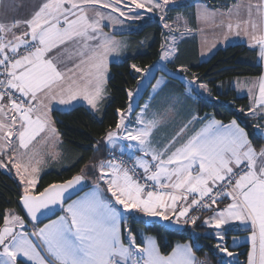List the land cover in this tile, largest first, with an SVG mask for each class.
I'll use <instances>...</instances> for the list:
<instances>
[{"label":"snow or ice","instance_id":"obj_1","mask_svg":"<svg viewBox=\"0 0 264 264\" xmlns=\"http://www.w3.org/2000/svg\"><path fill=\"white\" fill-rule=\"evenodd\" d=\"M179 6L177 0H36L28 18L0 23V171L14 174L19 189L18 207L0 212V264H204L195 259L198 238L169 245L133 227L157 219L169 228L216 230L215 247L228 257L234 253L221 230L238 221L251 245L244 264H264V146L257 149L248 131L264 139V72L252 81L258 95L249 89L253 125L196 113L191 102L211 95L198 77L183 93H167L163 112L153 103L166 86L161 77L149 102L135 105L141 107L135 122L131 101L140 89L128 90L127 114L117 108L119 118L97 142L107 147L108 158L40 185L44 161L32 146L42 134L56 133L53 106L83 100L101 112L109 58L127 47L116 31L156 14L165 21ZM240 7L198 5L195 18L219 28L223 42L243 37L264 66V0H247V20L233 23ZM175 56L174 47L161 45L160 61ZM169 114L178 122L161 135Z\"/></svg>","mask_w":264,"mask_h":264},{"label":"trees","instance_id":"obj_2","mask_svg":"<svg viewBox=\"0 0 264 264\" xmlns=\"http://www.w3.org/2000/svg\"><path fill=\"white\" fill-rule=\"evenodd\" d=\"M196 1V0H195ZM194 1V2H195ZM208 6L227 9L237 0H200ZM194 2L185 1L179 7L172 10L178 11L183 5H188L191 25L196 29V13ZM130 30L123 35L127 41L128 49L122 61L110 63V74L107 84L106 101L101 112H93L85 105H77L68 110H54L53 116L56 127L65 144L67 164L53 167L44 171L40 177V185L47 186L49 183L62 182L80 172L85 165L100 159L108 158L107 147L99 148L97 142L101 140L104 130L114 126L119 118L116 109L125 110L129 105L127 91L134 88L142 76L136 73L132 64L146 69L159 59L161 45L167 37V31L157 17H151L143 21L130 22ZM185 65L188 71L184 72L189 79L199 78L198 82H205L211 88L212 96L201 95L193 101L194 110L199 115H214L216 119L228 122L233 118L245 121L249 125L257 123V120L247 112L251 105L246 95H240L232 87L231 82L236 77L260 76L263 66L256 57L255 50L250 49L245 43H231L218 48L209 59L200 60L199 44L196 33L186 38L178 52L174 62L170 66L177 68ZM175 80V90L183 93L185 82L178 76H170ZM149 94V89L145 97ZM145 100V99H144ZM142 100V102L144 101ZM244 108L245 112L238 110ZM252 132L254 145L259 149L264 146V139L259 133ZM17 180L13 175L0 171V212L6 208H17L16 204ZM201 216V215H200ZM131 223V221H130ZM198 225L200 222H197ZM134 229L141 233L153 234L160 243L175 245L178 242H187L197 239L199 247L195 251L199 256L212 259L217 257L218 250L216 237L210 228L203 226L193 227L188 225L183 228H169L164 223L155 220L149 221L148 225L142 223L133 224ZM233 230H228V234ZM239 261L236 264H244L247 256V247L239 248ZM218 263V260H215Z\"/></svg>","mask_w":264,"mask_h":264},{"label":"crops","instance_id":"obj_3","mask_svg":"<svg viewBox=\"0 0 264 264\" xmlns=\"http://www.w3.org/2000/svg\"><path fill=\"white\" fill-rule=\"evenodd\" d=\"M196 2H201L206 4L203 1L200 0H196L194 2V4ZM236 3H240L241 7L239 9V12L237 13L236 11L233 12V23H235L237 20H247V10H246V4H247V0H237L236 2H234L232 5L236 4ZM207 5V4H206ZM231 5V6H232ZM36 6V0H0V23H10L13 20H23L28 18L31 13L33 12L34 8ZM222 11L226 10V9H221ZM197 12V6L195 5V13ZM257 22H259L257 20ZM208 24V23H207ZM206 25V23H205ZM211 25V24H208ZM243 27V25H242ZM217 31H220V29H218ZM211 31H208L207 34H209V37L211 39H220L221 33L217 34L214 32V35H212V32L210 34ZM196 35H197V39H198V44H199V56H200V60H206L208 59L218 48L223 47V46H219L220 44H216L217 45V49L214 50L212 47V51L209 53V50L211 48L210 45H208L207 41H206V35L204 36V32H203V26H200V21L196 20ZM117 35V33H116ZM204 38V39H203ZM231 43H245V39L243 37H232L228 42ZM228 43V44H231ZM226 44V45H228ZM246 44V43H245ZM224 45V46H226ZM212 46H213V42H212ZM208 53V56H205V54ZM208 57V58H206ZM263 72H264V66H263ZM159 77V76H157ZM156 77V78H157ZM181 79L182 75L179 76ZM259 76H242V77H236L232 80L231 85L232 87L236 90V92L240 95H246L249 97L250 102L252 104V96L249 93V89L253 88V91L256 95H258V86L254 87L252 84V81H254L256 78H258ZM166 81V86L164 88V92L160 93V95L156 98V100L153 102L154 103V107L163 112L164 109L167 107L166 104L161 103L162 98L170 92H176L179 93L175 90V83L172 79H165ZM184 81V80H183ZM155 80L153 81V83L150 85L149 87V94L146 96L145 100L139 105V106H143L146 103L149 102V98L152 96L151 90L150 88L152 87V85L154 84ZM236 82H239L236 85ZM175 87V88H174ZM186 88V87H185ZM185 91V89H184ZM212 96V95H211ZM206 97H210V96H206ZM194 101V100H193ZM193 101L191 102L192 107L194 109V104ZM77 105H85L86 107L89 108V106L87 105L86 101L83 100H77L73 102V105L70 108H62L58 105H54L53 106V111L58 109V110H68L71 109ZM138 107V108H141ZM90 109V108H89ZM53 111L51 113V117L53 119V121L55 122L54 116H53ZM195 111V110H194ZM169 123L167 124L166 127L161 129V135L163 134H170L172 129L176 126V123L178 122L179 118H174L171 116V114H169ZM131 119H133L131 117ZM227 123V122H225ZM54 127L57 130L56 127V122L54 123ZM105 146V145H104ZM33 150L38 152L40 157L43 159V164L41 165V172L40 175L48 170L51 169L53 167H58V166H64L67 164V153L65 151V144L64 141L62 139V137L60 136V133L58 132V130L56 131V133H51L48 132L46 134H42L41 138H38V140L36 142H34V145L32 146ZM106 147V146H105ZM58 150L61 152L59 157H56V155H54V151ZM109 155V153H108ZM101 160H105V159H100V160H96L91 162V164H95L98 163ZM90 164V163H89ZM94 177V172L89 170L88 172V180H89V187H91L92 184V178ZM88 189L86 188L84 191H87ZM82 194V193H81ZM211 215L210 212H204L201 214L202 217H207ZM158 220V219H157ZM159 221V220H158ZM161 222V221H160ZM165 225H167L166 222H162ZM168 226V225H167ZM243 226L239 225L238 221H233L230 225H226L225 228L221 231H223L226 235L228 234V230L232 229L233 231L231 233H229L230 236L227 237L228 242H227V246L229 250L232 251H237L238 255H239V248H243V247H247V252L250 248V239H249V234L246 231L241 230ZM211 229V228H210ZM215 231L214 229H211V233L215 236ZM144 234V233H143ZM146 234V233H145ZM235 238V239H234ZM239 261L236 260L235 264Z\"/></svg>","mask_w":264,"mask_h":264},{"label":"rangeland","instance_id":"obj_4","mask_svg":"<svg viewBox=\"0 0 264 264\" xmlns=\"http://www.w3.org/2000/svg\"><path fill=\"white\" fill-rule=\"evenodd\" d=\"M185 1H187V0H177V3L180 4V3H184ZM194 1L195 0H188V2H190V5ZM195 5L196 6H198V5L199 6H203V5H206V4L201 3V2H196ZM182 7L183 8H181L178 11H173L172 10L175 7L171 8L168 11V13H167L165 21H161L159 19V14L151 16V17H157L159 19L160 23L162 24V26L164 25V23H167L170 26L169 28H165L163 26L164 30L167 31V37H166V40L164 41L163 45L174 47L176 49V56L172 59L171 62L175 61V58L178 55L179 49H180L183 41L186 38L192 36V34H194L196 32V29L190 23V19H189V15H188L189 11L187 10V9H189L188 5H183ZM219 19H220V17H217V20H219ZM129 24H130V22H129ZM201 25L203 26L204 36L206 35V41H207L208 45L211 46V48L209 50V53L212 51V47H213L212 46V42H213V44H215V47H213L214 50H216L219 46H224V45H226L228 43H231V41L230 42H223L222 39H217V38L216 39H214V38L211 39L209 37V34H207L208 31H211L212 35H214V32L217 33V34H220L221 30L217 31L219 28H216L214 25H208L207 23L205 25V23L200 22V26ZM188 29H190L191 31H188ZM128 30H130V25L125 30H117L116 33H124V32H126ZM105 32H108L109 34H112L111 30L108 29V28L105 29ZM211 32H210V34H211ZM116 33H115V38L116 39L125 41V38H123L124 37L123 35H116ZM216 44H220V45H218V47H217ZM128 46L129 45L127 44L126 49H124L119 56H112V57L109 58V71H108L107 84H108L109 74H110V63L111 62H116V61H122L124 59V55L127 53ZM205 56L209 57L210 55H208V53H206ZM208 57H206V58H208ZM171 62L160 61V59H158L154 64H152V65H150L149 67L146 68L148 70L147 72H142V76H141L140 80L138 81L137 85L134 88L130 89L134 93L137 92V88L138 87L140 89L139 93L134 95V97H133V99L131 101V103L134 106V110L131 113L130 119L132 117L133 119H131V120L133 122H135V120L137 118V114L140 113V111H141V108L135 107V105H140L142 103V100L145 99L144 97H145V93L147 92V89H149L150 85L153 83L154 80H155L154 84H156L157 80H159L161 77H163L164 80L165 79H169L170 80V76H178L179 77L181 75H182V78H183V80H184L186 85H187V81L191 80L186 75H184L185 71L184 72L179 71L181 67L187 68L185 65L179 66L177 68H173V67L170 66ZM157 76H159V77H157ZM202 83L207 85L208 91L211 93L210 86L207 83H205V82H202ZM237 84H238V86H240L239 82H236V85ZM193 86H195V85H193ZM150 90H151V93L153 94L152 87L150 88ZM202 95L209 96L207 93H203ZM211 95H212V93H211ZM127 108L124 110L126 114H127ZM97 146L99 148L105 147L104 144H98ZM60 154H61L60 151H58V150L54 151V155H56V157H59ZM87 165H91V163L87 164ZM146 235H153V234H146ZM153 236H155V235H153ZM228 236H230V235L229 234L225 235L224 244L226 246H227V242H228V239H227ZM179 243H185V242H179ZM197 247H199L198 242H197L196 248ZM229 251L234 253L233 257H228L226 254L220 253L218 251L217 252V257L215 259H212V256H209V258L207 259V258H205L203 256H199L196 253L195 249H194L195 259L197 261L204 262V264H229V262H231V264H235L236 260H238V258H239L238 252L237 251L234 252L232 250H229ZM215 260H218V263H216Z\"/></svg>","mask_w":264,"mask_h":264},{"label":"built area","instance_id":"obj_5","mask_svg":"<svg viewBox=\"0 0 264 264\" xmlns=\"http://www.w3.org/2000/svg\"><path fill=\"white\" fill-rule=\"evenodd\" d=\"M202 213H204V212L197 211V212H194L193 214H194V215H199V216H200Z\"/></svg>","mask_w":264,"mask_h":264},{"label":"water","instance_id":"obj_6","mask_svg":"<svg viewBox=\"0 0 264 264\" xmlns=\"http://www.w3.org/2000/svg\"><path fill=\"white\" fill-rule=\"evenodd\" d=\"M87 184H88V186L90 185L89 180L87 181ZM85 189H86V188H85ZM85 189H84V190H85Z\"/></svg>","mask_w":264,"mask_h":264}]
</instances>
